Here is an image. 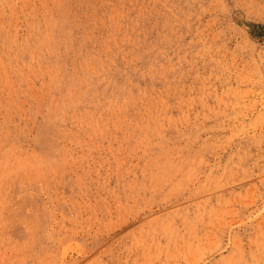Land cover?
<instances>
[{"label": "rangeland", "instance_id": "374dc122", "mask_svg": "<svg viewBox=\"0 0 264 264\" xmlns=\"http://www.w3.org/2000/svg\"><path fill=\"white\" fill-rule=\"evenodd\" d=\"M0 264H264V0H0Z\"/></svg>", "mask_w": 264, "mask_h": 264}]
</instances>
